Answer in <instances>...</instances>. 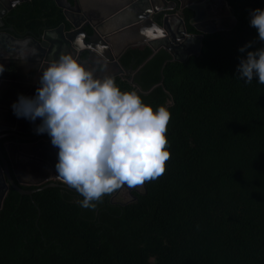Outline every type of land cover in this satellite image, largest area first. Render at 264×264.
Returning <instances> with one entry per match:
<instances>
[{
  "label": "trees",
  "instance_id": "obj_1",
  "mask_svg": "<svg viewBox=\"0 0 264 264\" xmlns=\"http://www.w3.org/2000/svg\"><path fill=\"white\" fill-rule=\"evenodd\" d=\"M226 1L237 23L206 33L200 54L179 61L136 44L120 57L135 77L113 76L122 91L170 110L165 172L136 199L111 193L95 209L72 188L11 187L0 206V264H264V84L238 72L248 51L264 48L250 26L264 0ZM220 10L230 12L225 1ZM193 15L186 9L190 32ZM62 23L70 28L56 0L23 1L6 18L22 35Z\"/></svg>",
  "mask_w": 264,
  "mask_h": 264
},
{
  "label": "clouds",
  "instance_id": "obj_2",
  "mask_svg": "<svg viewBox=\"0 0 264 264\" xmlns=\"http://www.w3.org/2000/svg\"><path fill=\"white\" fill-rule=\"evenodd\" d=\"M250 26L264 41V8L250 13ZM251 42L242 46L244 52ZM5 71L0 64V74ZM239 79L264 84V48L248 51L238 65ZM17 118L35 123L58 148L56 170L95 209L102 198L122 186H142L165 172L171 112L155 110L137 91H122L115 78H99L70 54H63L43 70L33 96L20 94L12 104Z\"/></svg>",
  "mask_w": 264,
  "mask_h": 264
},
{
  "label": "water",
  "instance_id": "obj_3",
  "mask_svg": "<svg viewBox=\"0 0 264 264\" xmlns=\"http://www.w3.org/2000/svg\"><path fill=\"white\" fill-rule=\"evenodd\" d=\"M23 1L26 0H11L8 2V9L5 8L6 11ZM56 2L64 9L70 28H67L66 23H62L57 27L47 28L40 37L32 35L28 48H24L32 53L30 60L25 59L27 64L18 66V63L0 57V64L5 68L0 74V131L17 127L22 132H29L41 122L39 119L33 123L24 118H17L13 113L12 104L17 101L20 94L35 95L36 89L40 86L43 70L63 54H70L78 61H82L84 51L103 55L109 51L112 53L111 61L117 63L122 72H125L120 57L133 45L147 43L154 52L164 48L172 54L174 60L185 61L192 54L201 53L206 33L229 29L237 23V18L226 0L230 8L229 26H213V23H208L206 19L208 15H203L201 10L205 4L193 0L190 2L189 6L195 13L190 22L200 32L188 31L184 13L180 10L176 13H165L163 18L159 19L157 15L162 12L163 7H159L156 0H67L68 5L61 0ZM181 7H185L183 0ZM7 12L1 15L4 16ZM88 27L92 29V33L88 32ZM14 40L20 39L8 30L1 31L0 51H11ZM21 66L24 68H20ZM28 123L34 126L24 128L23 126L29 125ZM0 156L12 186L21 193L32 194L33 191L22 188L14 180L8 158L1 147ZM0 171L2 172L1 163ZM0 181L5 188L0 201L2 206L9 185L3 173L0 175Z\"/></svg>",
  "mask_w": 264,
  "mask_h": 264
},
{
  "label": "flooded vegetation",
  "instance_id": "obj_4",
  "mask_svg": "<svg viewBox=\"0 0 264 264\" xmlns=\"http://www.w3.org/2000/svg\"><path fill=\"white\" fill-rule=\"evenodd\" d=\"M4 1H7V3L5 4ZM10 1L11 0H3L2 2H0V32L5 31V30H8L10 32V30L7 28L11 29L13 27V26L6 25V18L8 15H10L11 9L15 7V6L12 7L10 10H8V12L6 11V9H8V2L10 3ZM191 1L192 0H183L185 7H181L182 0H166L165 2L162 1L163 3L160 2V0H156V4L159 7H163L161 10L162 12H160L157 16L159 19H162L165 13L167 14L176 13L177 11L180 10L181 13H184V18H185L186 9H191L189 6ZM193 1H200L205 4V6L201 8V10H202L203 15L205 16L208 15V17H206L208 23L209 22L213 23V26H229L230 18L228 14L220 10V8L223 7V2L225 0L224 1L223 0H193ZM61 2L68 5L67 0H61ZM5 12L7 13L4 16H2L1 14ZM194 15L192 16V18L194 17ZM202 26H205V25L202 24ZM194 32H200V31L196 30ZM12 34L16 36L17 38H19L20 40L12 41L13 47L11 51L6 52V51L1 50L0 57L7 58L11 62L18 63V66L19 64H27L28 62H26L25 59L30 60L31 52L24 50V48L25 49L28 48L29 44L31 43L30 37L34 34H30V33L26 35L15 34V33H12ZM41 35H38L36 37H40ZM90 55L91 57L89 60L83 59L82 61H78V62L83 64L86 68L93 70L95 75L99 78L110 76L114 73H118V74L130 73L132 77H135V74L133 73V71L126 70L123 66L122 67L125 69V72H122L119 65L111 61L112 53H110L109 51L106 52V55L95 53V52L91 53ZM99 62L107 63V64L105 63L104 64L105 66H108V67H110V64H111L112 71L114 72L111 73V69L107 70L106 68H104L103 70L101 69L99 71L95 70V69H98ZM24 66H21L20 68H24ZM29 126L31 127L34 125L29 124V125H24L23 127L25 128ZM0 147L4 151L5 156L8 158L9 165H10V171L12 173L14 180L22 188L34 192L36 191V189L38 190L43 189L44 187H46V185L52 184V183L56 184V186L58 185V186L66 187V188H71L68 185H66L62 181V179L58 176V173L55 167L56 163L58 162V148L54 147L51 144V138L46 133L37 134L35 131V128L29 132H22L18 130L17 127L12 128V129L3 130V131H0ZM0 163L2 166V172L0 171V175L1 173H3L9 185L8 192L6 193V196H7L11 187L13 186L9 182L6 169H5V166L3 165L1 156H0ZM2 184L3 183L0 181V201L2 198L1 196L5 191V188L2 186ZM143 186L145 187L144 184ZM122 190L123 191L125 190V192H128L131 196L128 201H122L118 199L122 203H128L136 199L137 192H140V193L143 192L140 186L128 187L125 185V186H122L120 189L115 190L111 195L112 198L115 199V196L119 194Z\"/></svg>",
  "mask_w": 264,
  "mask_h": 264
},
{
  "label": "rangeland",
  "instance_id": "obj_5",
  "mask_svg": "<svg viewBox=\"0 0 264 264\" xmlns=\"http://www.w3.org/2000/svg\"><path fill=\"white\" fill-rule=\"evenodd\" d=\"M225 5V4H224ZM227 14H229V13H227ZM140 188L142 189V190H144V186L142 185V186H140ZM130 194L128 193V192H125V190L123 191H121L119 194H117L116 196H115V199H119V200H122V201H128L129 199H130Z\"/></svg>",
  "mask_w": 264,
  "mask_h": 264
},
{
  "label": "crops",
  "instance_id": "obj_6",
  "mask_svg": "<svg viewBox=\"0 0 264 264\" xmlns=\"http://www.w3.org/2000/svg\"><path fill=\"white\" fill-rule=\"evenodd\" d=\"M1 2V1H0ZM160 2H162V0H160ZM163 3V2H162ZM105 62H103V63H101V62H99V65H98V69H95V70H97V71H99V70H103L104 68H106L107 70H109V69H111V73H113L114 71H112V65L110 64V67H108V66H105V64H107V63H105ZM109 65V64H108Z\"/></svg>",
  "mask_w": 264,
  "mask_h": 264
}]
</instances>
